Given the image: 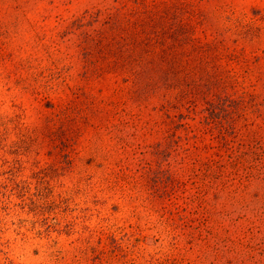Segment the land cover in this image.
<instances>
[{"label":"rangeland","instance_id":"obj_1","mask_svg":"<svg viewBox=\"0 0 264 264\" xmlns=\"http://www.w3.org/2000/svg\"><path fill=\"white\" fill-rule=\"evenodd\" d=\"M143 5L0 0V264H264V0Z\"/></svg>","mask_w":264,"mask_h":264},{"label":"trees","instance_id":"obj_2","mask_svg":"<svg viewBox=\"0 0 264 264\" xmlns=\"http://www.w3.org/2000/svg\"><path fill=\"white\" fill-rule=\"evenodd\" d=\"M133 2L137 4L138 7H136V11L132 12L125 20L127 23L123 28V35L117 36V32H120L122 28L114 33L112 41H114V45L119 47V49L115 48L113 53H117L118 55L119 51H123V55L125 56V54H127L128 58L132 56L141 57L143 55H151L154 53V48L158 49L157 53L159 54L168 53L174 47H171L173 45L169 44L171 36L166 37L164 34L165 32L162 31L164 25L159 23L156 17L150 15L155 13H152L153 10L144 6L145 4L143 5L145 0H133ZM142 8H145V10L142 11ZM97 43L99 42L97 41ZM111 46H113V44ZM219 47L220 44L216 47V50L219 49ZM222 47H225L223 42ZM195 48L208 51L211 46H201L195 43ZM172 59L171 57L170 61Z\"/></svg>","mask_w":264,"mask_h":264}]
</instances>
